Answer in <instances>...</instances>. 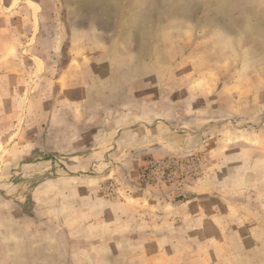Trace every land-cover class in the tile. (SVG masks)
I'll return each instance as SVG.
<instances>
[{"label":"rangeland","instance_id":"rangeland-1","mask_svg":"<svg viewBox=\"0 0 264 264\" xmlns=\"http://www.w3.org/2000/svg\"><path fill=\"white\" fill-rule=\"evenodd\" d=\"M0 264H264V0H0Z\"/></svg>","mask_w":264,"mask_h":264},{"label":"crops","instance_id":"crops-1","mask_svg":"<svg viewBox=\"0 0 264 264\" xmlns=\"http://www.w3.org/2000/svg\"><path fill=\"white\" fill-rule=\"evenodd\" d=\"M234 54L235 52H240L239 49L236 48H229V47H224V53H231ZM237 66H239V62H236ZM241 68L245 69V67L241 66ZM239 67V69H241ZM114 113V112H113ZM136 114L133 112H128L127 118L135 117ZM138 116V115H136ZM112 117V119H111ZM127 119V122L122 124H117L118 122L113 119L112 114L109 115L108 119L105 121V137L112 141V147L116 151H121L125 152L128 149L131 148H137V145L141 146V144H146V142H153L151 141V134L155 133L154 138L157 144L161 143L166 146L170 145V140L176 142V143H181L182 137L184 140H187L189 137L188 133L185 131V135L182 134V130H176V126L174 122H168V121H156L154 123L157 124L155 125L152 129H148L147 126L143 127V124L141 121H130ZM125 121V120H124ZM135 123V124H134ZM133 125L137 126L136 129H134ZM143 129V130H142ZM168 134L170 137H165V134ZM153 135V134H152ZM186 143V142H184ZM125 150V151H124ZM96 150L92 151L90 154L92 156L88 158L87 161H96L97 160V154L95 152ZM113 154V153H112Z\"/></svg>","mask_w":264,"mask_h":264}]
</instances>
